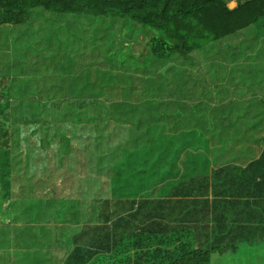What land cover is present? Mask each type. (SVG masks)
I'll return each mask as SVG.
<instances>
[{
    "label": "trees",
    "instance_id": "trees-1",
    "mask_svg": "<svg viewBox=\"0 0 264 264\" xmlns=\"http://www.w3.org/2000/svg\"><path fill=\"white\" fill-rule=\"evenodd\" d=\"M233 1L0 0V36H18L7 59L17 48L26 58L55 16L89 32L87 62L68 80L0 66V181L47 179L43 226L82 217L79 233L41 245L53 264H211L264 242V0ZM225 100L229 114L213 112ZM69 178L66 204L58 184ZM23 220L11 224L37 223Z\"/></svg>",
    "mask_w": 264,
    "mask_h": 264
},
{
    "label": "rangeland",
    "instance_id": "rangeland-1",
    "mask_svg": "<svg viewBox=\"0 0 264 264\" xmlns=\"http://www.w3.org/2000/svg\"><path fill=\"white\" fill-rule=\"evenodd\" d=\"M229 4L232 9L237 7V3L233 0H230ZM31 24L32 26L29 27L39 26L37 21ZM52 24L51 27H53V29L50 31L39 29L37 33L34 32L33 40L28 42L27 48L30 49L27 51L26 58L19 57L21 49L18 48L15 50L14 54L17 59H7L5 54V44L8 42L13 43V40L18 38L17 34H15V30L12 31L11 29V32H7L3 36H0V66L12 69V73L15 69L14 66L17 68H22L21 66H24L27 70L33 67L43 74L49 70L56 71L59 75L66 76L68 80L72 69L85 64L90 55L87 24L80 25L79 22L70 16H55L52 20ZM2 28L9 27L3 26ZM204 66L205 65H202V67ZM262 71L264 77L263 67L259 72ZM252 81L253 82H249L250 85H256L254 78ZM201 87L202 86L197 85L195 81H192L190 84L191 92ZM225 87L231 93L230 86L225 85ZM259 94L264 98V81L259 88ZM229 96L232 97L233 94L231 93ZM235 97L236 99L244 98L240 92L236 94ZM226 102L230 101H223L213 112L215 111L227 116L229 111L221 109ZM223 138L226 139V136L224 135ZM201 152L203 153L204 150ZM203 154L207 155L206 152ZM208 156L209 158L217 157L212 152H210ZM46 182L47 179L30 172H26L22 176L18 175L0 181V250L3 252V256L7 254L10 264H31L24 259L25 255L20 247V244L24 240L32 245L34 251H38L35 260L36 263L53 264L56 262L54 253L50 249L41 247L43 242L47 241L49 245H52L59 240L58 243L62 244L64 243L62 242V233H65L67 239L79 233L80 225L83 222L81 216L78 221H76L74 216H71V218L74 219V221L71 222L72 224L62 223L55 225L53 223L50 227L51 229L43 226V224H39L41 220H46L48 218L47 213L41 210L40 202L43 199L39 196L41 191L44 190L43 187L46 186ZM75 184L76 181L71 178L67 181L59 182V199L66 201V204H68L71 200L70 194L74 191L72 185ZM51 192L52 188H49L46 194H51ZM78 195L82 197V194L80 195V193H78ZM93 196L86 197L88 200H84L87 204L86 210H90L88 207L92 201L97 197H105V194L99 191L97 196H94L92 199ZM65 214L64 211L61 216L65 218ZM25 217L37 223L31 226H13V224H11L12 220L24 223L25 220L23 219ZM55 237H57V241ZM211 264H264V242L258 245L243 243L235 252H227L224 254L214 253L211 255Z\"/></svg>",
    "mask_w": 264,
    "mask_h": 264
}]
</instances>
